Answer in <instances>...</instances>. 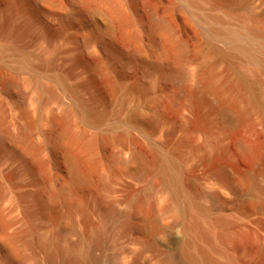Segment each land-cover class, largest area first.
Wrapping results in <instances>:
<instances>
[{
	"label": "bare ground",
	"instance_id": "6f19581e",
	"mask_svg": "<svg viewBox=\"0 0 264 264\" xmlns=\"http://www.w3.org/2000/svg\"><path fill=\"white\" fill-rule=\"evenodd\" d=\"M239 2L185 0L175 8L202 25L193 49L159 13L149 12L144 24L135 21L132 0H71L72 11L62 9L65 19L81 12L103 20L84 41L85 49L98 42L95 52L111 64L142 69L148 85L132 83L119 103L180 82L171 106L177 122L160 134L163 143L150 140L158 116L142 122L140 104L133 103L118 122V147L106 164L136 180L111 201L93 194L91 178L100 170L92 153L100 137L84 130L103 125L110 112L99 106L97 93L88 104L65 84L67 74L82 75L77 69L85 62L72 58L59 72L56 50L46 49L32 57L43 60L38 66L28 56L16 59L17 72L33 74V87H40L41 77L60 83L74 101L79 124L71 123L66 111L49 109L46 129L37 124L32 132L30 123L7 125L0 110V161L19 156L12 148L16 143L23 153L48 152L66 171L57 184L42 177V184L25 183L21 192L0 191V201L13 195L11 208L0 211V264H264V0ZM41 3L62 8L55 0H0L1 61L19 50L18 38L30 28V20L18 23L19 18ZM204 6L209 13L187 12ZM118 29L121 42L133 45L132 53L117 43ZM218 41L224 49L215 45ZM96 65L85 66L88 85ZM18 79L0 72V92L20 87ZM129 130L149 142L151 165L128 140ZM112 181L97 180L105 190ZM16 210L18 218L8 219Z\"/></svg>",
	"mask_w": 264,
	"mask_h": 264
},
{
	"label": "rangeland",
	"instance_id": "374dc122",
	"mask_svg": "<svg viewBox=\"0 0 264 264\" xmlns=\"http://www.w3.org/2000/svg\"><path fill=\"white\" fill-rule=\"evenodd\" d=\"M242 1L240 0L239 2L240 6L243 3ZM251 1L253 4H258L261 0ZM55 2L62 8L56 9L46 3H41L33 8L31 13L22 15L19 18L18 23L30 20V28L18 38L19 50L7 52L6 55L8 56L5 59L1 58L3 61L0 60V72L16 74L21 85L18 88H9L4 92H0V110L7 125L14 122L20 124L30 123L32 132L36 131L35 125L37 124H39L40 130L44 131L46 129L45 117L48 115L49 109L55 111L56 114L66 111L69 121L76 125L78 119L74 112V101L64 91L60 83L58 84L47 77H41L40 87L35 88L33 87V81H31L33 74L29 71L17 72L15 66L17 58L23 56L32 58L43 53L44 49L48 51L56 50L54 68L59 72L66 71V66L70 59L81 57L85 65L79 66L77 71L81 72L82 75L77 77L68 72L67 77L65 76V84L74 88L78 97L88 104H94L93 94L97 93L101 96L99 106L110 112L109 118L102 123L103 125L95 128L91 126L84 127V130L90 135L100 137L99 143L92 153V158L97 159L99 162V174L101 175H92L91 180L96 181L93 194L98 200L111 201L123 195L124 190H129L128 187L132 185V180H136L134 177L121 173L115 168L110 169L106 164V158L115 152L118 147V140L121 134L118 122L124 119L126 112L133 103L140 104L143 108V112L141 111L140 114L142 122L149 123L153 114L158 116L154 123L155 126L150 140L152 141L153 139L156 143H163L164 140L160 138V134L168 129L169 123L177 122L175 105L174 107L171 106H173L172 102L176 98V89L180 82L165 83L161 90L150 91V94L142 99L131 96V103H129L130 101L119 103L118 100L126 96V89L132 83L139 88L148 85V80L143 75L142 69H140L138 64L125 69L119 68L114 63L111 64L101 54L95 52L94 48L98 42H94L89 49H85L83 47L84 41L93 37L95 29L102 27L103 20L99 17L89 18L81 12L69 19H65L64 12L67 10L72 11L73 9L71 0H55ZM181 5H185V0H132L131 9L135 21L140 24H144L147 21L151 12L159 13L158 15L167 19L174 26L177 36L187 43L188 48L193 49L197 42L198 29L202 25L199 24L197 26L193 20L187 17L183 10L181 13L176 12L175 8L181 7ZM62 9L64 12H62ZM187 12L189 15H193L209 13L210 11L204 6L194 9L192 12L187 10ZM56 34L58 35L56 36ZM116 37L119 40H117V43L122 47L123 52L126 54L132 53L133 45L121 42L123 34L119 29L116 31ZM215 45L219 49H224L225 47L224 43L220 41L215 43ZM144 46L149 47L150 44L145 41ZM43 58L45 61V56ZM31 61L34 64L33 66H38L39 63L43 62L42 59L39 61L36 58H32ZM90 64H97L98 69L96 70L97 73H94L93 83L88 85L90 72L88 73L85 66ZM115 87L118 88L112 90ZM41 89L44 90L45 94L42 99L46 102L39 105L42 100ZM172 108L174 111L170 110ZM23 114H26V117H23ZM127 138L136 142L138 149L151 165L153 163V154L149 147V142L140 136L139 133L131 130L127 133ZM40 140L37 135L33 137V141L36 144H39ZM12 148L15 152H19V156L11 161L6 155L0 161V191L11 190L13 193H18L21 192V187L25 183L34 180H38L40 185L45 181L57 184L64 179L66 172L64 165L56 160L54 161L48 152L44 151L37 154L23 153V147L16 143L12 145ZM33 158L36 159V163L31 162ZM102 176H104L103 179ZM97 180L113 181L110 184V189L105 190ZM12 203L13 195L5 196L0 201V211H8ZM18 215L19 212L16 210L8 213L7 218L17 219ZM14 228L16 226L10 230ZM1 238L2 236L0 235Z\"/></svg>",
	"mask_w": 264,
	"mask_h": 264
}]
</instances>
